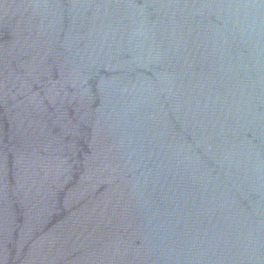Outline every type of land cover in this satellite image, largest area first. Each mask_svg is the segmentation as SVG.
<instances>
[{
  "label": "water",
  "instance_id": "95a60500",
  "mask_svg": "<svg viewBox=\"0 0 264 264\" xmlns=\"http://www.w3.org/2000/svg\"><path fill=\"white\" fill-rule=\"evenodd\" d=\"M0 264H264V0H0Z\"/></svg>",
  "mask_w": 264,
  "mask_h": 264
}]
</instances>
